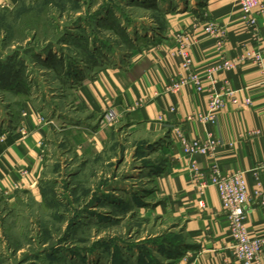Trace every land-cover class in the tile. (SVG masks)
<instances>
[{"label": "rangeland", "instance_id": "obj_1", "mask_svg": "<svg viewBox=\"0 0 264 264\" xmlns=\"http://www.w3.org/2000/svg\"><path fill=\"white\" fill-rule=\"evenodd\" d=\"M152 1L0 4V59L23 61L28 90L0 89V135L17 127L27 100L44 106L49 125L38 194L0 195V264H138L180 240V225L153 211L152 176L161 160L147 157L142 133L118 123L101 151L79 154L65 129L88 121L72 99L79 75L106 62L124 65L163 28V11L186 0ZM49 54L56 68L40 61ZM69 68L76 76L66 75Z\"/></svg>", "mask_w": 264, "mask_h": 264}, {"label": "crops", "instance_id": "obj_2", "mask_svg": "<svg viewBox=\"0 0 264 264\" xmlns=\"http://www.w3.org/2000/svg\"><path fill=\"white\" fill-rule=\"evenodd\" d=\"M14 1L0 0V4ZM182 2L163 11V28L134 49L124 65L105 63L82 74L71 93L73 101L89 112L88 121L65 129L75 134L76 152L83 154L101 151L118 131L117 124H124L146 138L147 157L161 160L152 176L157 199L153 211L178 223L181 238L162 255L138 264H235L218 192L210 185L198 193L190 156L181 149L173 127L179 126L189 140L210 135L219 141L212 155L197 156L198 166L207 168L215 161L223 173L243 172L249 195L245 225L251 234L264 239V207L253 198L255 189H264V15H257L258 37L254 39L240 17L237 0ZM194 15L224 28L223 49L219 52L215 39L199 28L190 38L189 51L201 89L185 82L169 90V85L187 76L173 53L178 45L174 35L188 28ZM254 52L261 55L260 66L253 59H243L234 67L217 68L222 59L237 60ZM225 90H232L233 95H224L214 121H199L197 116L208 109L210 94ZM171 106L173 111H169ZM107 110L119 116L115 124L103 120ZM44 111V106L24 101L10 141L0 142V195L12 198L18 190L38 194L49 134L47 119L38 118Z\"/></svg>", "mask_w": 264, "mask_h": 264}, {"label": "built area", "instance_id": "obj_3", "mask_svg": "<svg viewBox=\"0 0 264 264\" xmlns=\"http://www.w3.org/2000/svg\"><path fill=\"white\" fill-rule=\"evenodd\" d=\"M240 11V17L243 20L247 30L252 37H258L257 15H264V0H237ZM199 28L204 33L215 39L216 49L221 52L225 40L224 28L213 20L202 22L198 16L192 18L188 28L177 32L174 40L178 43L173 51L180 58V65L187 73L185 78L179 82H174L167 89L177 90L180 84L192 82L196 89L200 90V78L193 71L192 58L190 55V46L192 44L191 36ZM243 59H253L258 66L261 65V55L258 52L241 55L237 60L228 61L222 59L217 68L234 67L236 63ZM224 95H233L232 90H225L224 93L213 91L210 94L209 106L205 114H200L197 119L201 122H213L216 112L224 105ZM236 101V99H233ZM249 99H246V103ZM174 108L169 107V111ZM39 121L43 116L39 115ZM119 116L113 110H107L103 115V120L108 124H115ZM162 117L158 118L161 121ZM23 129V127H22ZM173 133L185 154L190 156L189 168L191 178L195 181L198 193L202 194L207 186H214L218 192L222 211L227 221V232L230 238V251L232 260L235 264H261L264 260V239L258 235L251 234L245 225L246 205L249 199L244 174L242 171L234 170L223 173L218 164L210 163L207 168H200L196 161L197 156L212 155L213 150L219 144V141L210 135L204 138H194L189 140L183 134L179 126L173 127ZM15 188L18 184H15ZM253 198L257 205L264 207V189H255ZM200 207L203 206L202 200L198 201Z\"/></svg>", "mask_w": 264, "mask_h": 264}, {"label": "trees", "instance_id": "obj_4", "mask_svg": "<svg viewBox=\"0 0 264 264\" xmlns=\"http://www.w3.org/2000/svg\"><path fill=\"white\" fill-rule=\"evenodd\" d=\"M150 4L151 6H155L156 5L155 0H153ZM117 29L118 27L114 28V31H117ZM40 61L43 64L49 66L50 68H56L57 63L59 62L51 54H49L47 60H40ZM102 65L103 64H100V66ZM66 75H68L69 78H71L76 76V73L72 71L71 68H69L67 69ZM23 76H24V70H23L22 60L20 59L16 60L14 58H8V57H6L4 60L0 59V89H10L16 93L26 94L28 90L24 86V84L21 83ZM81 76L82 74L79 75L78 79H80ZM74 80H76V78ZM0 139H1L0 142H6V143L9 142L10 141L9 134L0 135Z\"/></svg>", "mask_w": 264, "mask_h": 264}]
</instances>
